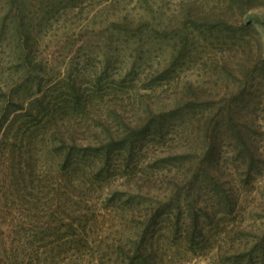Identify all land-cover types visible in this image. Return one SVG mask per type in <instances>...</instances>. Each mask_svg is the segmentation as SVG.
I'll return each instance as SVG.
<instances>
[{
  "label": "trees",
  "instance_id": "1",
  "mask_svg": "<svg viewBox=\"0 0 264 264\" xmlns=\"http://www.w3.org/2000/svg\"><path fill=\"white\" fill-rule=\"evenodd\" d=\"M262 10L264 0H0V264H84L89 253L100 254L98 264H171L170 237L189 252L217 248L214 257L220 263L235 257L238 264H264V230L251 244L247 237L255 229L248 224L235 226L244 237L239 243H218L212 232L222 216L241 213V189L264 166L258 140L264 43L254 28L264 29ZM50 15L54 23L63 17L66 24H75L66 35L72 38L65 44L66 56L88 50L106 59L99 75L92 65L78 70L77 64L67 63L66 75L56 83L68 87L59 96L43 89L54 81L49 63L51 58L58 61L61 45L57 38L45 44L39 37L37 27L48 25ZM154 39L170 44L171 51L159 63L164 68L155 80L168 81L178 64L199 50L196 41L211 40L217 43L208 44L216 45L217 57H229L219 68L233 72L240 85L213 93L185 81L175 88V102L165 98V104L153 88L131 85L138 95L121 104L110 100L115 101L108 105L112 122L104 119L92 105V93L81 85L94 74L95 80L88 82L100 84L114 58L123 59L126 73L120 83L133 82L135 65ZM85 115L100 125L93 130L90 121L83 125L78 118L85 120ZM179 118L189 132L185 139L190 134L203 138L201 151L175 138L166 144ZM225 142L233 146L230 156L223 151ZM153 145L159 148L153 149V169L148 170L141 160ZM172 162L192 169V179L182 182L178 173L166 181L157 177L154 164ZM229 164L243 169L245 183L227 179L224 166ZM208 183L218 189L214 196L200 190ZM156 192L164 196L152 200ZM109 203V220L127 210L143 219L135 236L112 223L105 233L117 236L109 244L101 239L98 247L94 237L104 231ZM125 213L120 221L126 222Z\"/></svg>",
  "mask_w": 264,
  "mask_h": 264
},
{
  "label": "rangeland",
  "instance_id": "2",
  "mask_svg": "<svg viewBox=\"0 0 264 264\" xmlns=\"http://www.w3.org/2000/svg\"><path fill=\"white\" fill-rule=\"evenodd\" d=\"M264 13V10H262ZM51 18V15H50ZM72 20V19H71ZM75 20V18H73ZM262 21L264 23V17H262ZM52 22V18L50 21H48V25H39L37 27V30H39L40 34L39 37L40 39L46 44L49 40L50 37L52 39H56L61 42V45L58 46V51L56 52L58 55V61H65L63 63H58L56 62L55 59L51 58L50 61V66L49 68L51 69L52 75L54 76V81L52 83H48L47 85H44V91H47L48 95L51 96L53 93L57 91V95L60 94V92H65V88L68 87V85H65V82H59L56 83L57 81H60L65 75H66V64L72 66L77 64L78 70H84L85 65H92V68L94 70V73L99 75L98 73L100 72L101 65L103 62L106 60L102 54L100 53H90L88 50L86 52H81L80 55H69L66 56L67 48L65 46L66 42L72 41V38L66 37V35L69 33L71 34L74 26L73 21L69 23H65L64 18H61V21L59 23H54V20ZM51 24V25H50ZM256 30H258V38L262 39V42L264 43V29L261 28L260 26H255L254 27ZM72 37V36H71ZM257 38V36H255ZM214 40V39H213ZM254 40V39H252ZM151 43L153 44L152 47L146 49H149V51L142 57L139 62L136 63V67L138 70L133 73V82H129V78L127 82H124L123 84L120 83L122 81L124 74L123 68L121 66L123 65V59L121 58H114L110 65L107 67V72L103 75L102 82L98 85H94V82H88L94 78L95 80V74L91 75V79H86L83 85L81 87L83 89H86L87 92H91L92 95L94 96V100L92 102V105L95 106L97 105L100 109L98 110V113L102 115V117L110 122L112 120L107 118V114L109 111L108 105L112 102H117L119 104L121 103H126L129 102L130 99L134 98L137 93L133 92V90L130 88L131 85H136V86H146L147 89L153 88L159 96L158 100L161 99L163 104L167 103L165 98H171L174 101V94L176 92V89L179 85L184 84L185 81L191 80L193 83H198L202 85L204 88L209 89L213 93L217 92L220 93L222 90H225V88L229 85L230 87H236L240 85L239 80L240 78L234 79L232 76L234 73L233 72H226L223 68H219L222 66V63L224 61L228 62L229 57L226 55L225 57L223 55L216 56L215 48L216 45H208L209 43H215V41H203V40H198L196 41V45H198L200 48L197 52L192 53V57L186 60L183 63H179V67L176 70H173V72L169 75V80L167 81H158L155 80L154 77L158 74L157 72L162 71L164 67H159V63H164L167 60L168 54L171 52L169 51L170 49V44L168 46H164L165 42L161 43L158 40H151ZM173 43V42H172ZM171 43V44H172ZM121 45V44H120ZM204 47V48H203ZM242 47V46H241ZM246 47V46H244ZM56 49V48H55ZM60 49V50H59ZM91 54V55H90ZM88 55H90V58H88ZM77 56V57H76ZM233 57V56H232ZM234 58V57H233ZM235 59V58H234ZM218 62V65H217ZM60 64V65H59ZM231 64L234 66L233 69L235 68L234 62L231 61ZM96 67V68H95ZM136 68V69H137ZM237 68V67H236ZM235 68V72L241 77L240 72L238 69ZM153 79L155 81H153ZM88 82V83H86ZM119 84H118V83ZM116 85H123V87L116 86ZM226 86V87H225ZM58 89V90H57ZM137 91V90H136ZM143 92H150V90H140V93ZM154 93V92H152ZM157 95L155 96V100L157 99ZM59 96V95H58ZM110 100H115V101H110ZM108 101H110L108 104H106ZM170 103V102H169ZM96 110V108H95ZM259 117H260V123L262 124V127L260 131L262 132V136L259 137V144L261 147V150L264 153V109L263 107L260 108L259 110ZM84 117V116H83ZM72 119L77 120L76 117H72ZM85 120L79 119L78 121L85 126L87 123L90 121L92 123V129H95L96 125H100L99 122L96 121H91L88 120V117L85 115L84 117ZM182 124V125H181ZM190 124V129L192 128L191 122ZM185 128V122L184 120L181 121V119H177L174 122V126L172 127L173 133L171 135L167 136V145L171 143V138H175V140H178L182 143V145H190L194 146L192 148L193 150H196L197 152L201 151L203 149V138L201 140L198 139V134H190L186 139L185 137L187 136L188 130ZM96 131H102V127H97ZM186 134V135H182ZM189 133V132H188ZM185 143V144H184ZM226 144L224 145L223 151L226 155L230 156V153L233 151V146L229 142H225ZM196 144L198 146H196ZM164 148L165 145H162ZM159 148L158 145H153L152 149L150 151V154L147 159L141 160L143 161V166H147L148 170L153 169V165H151L150 156L153 152V149ZM158 151V150H156ZM198 154V153H196ZM91 160L97 161V158L92 157L90 158ZM231 163V160L228 162ZM155 165V170L157 177H159L161 180L166 181L168 180V175L178 173V178L183 182L191 180L193 177V170H188L185 171V169H179V165L176 162H172V164H154ZM226 169V175L227 179L229 181L234 182L235 181H240L242 179V176L240 175L243 173V169H237L233 167L231 164L228 166H224ZM171 171L170 173H168ZM234 173V174H233ZM78 175V174H76ZM171 177V176H170ZM244 179V178H243ZM242 183H245L246 181H243ZM121 180V179H120ZM252 182V183H251ZM251 184L248 185L247 187L245 186L243 189H241V200H242V210L241 213L235 217L230 216V215H224L222 216V222L218 224L213 230V233H216L219 242L224 241L225 239L230 240V241H235V243L243 242L241 239L244 237H240L238 233H236L235 226L238 224L241 225H246L248 224L249 227H252L254 232L250 235H248L247 238H249L250 243L254 242L256 240V236L260 234L259 231L264 230V166L262 167V170L260 174L256 176L255 179H251ZM185 183V182H184ZM198 188V184L195 186ZM203 193H208L209 190L211 191V194L214 196L217 193V188L214 187L213 185L209 184L203 185L200 189ZM192 193H197L196 191H192ZM160 192H156L155 195L150 196V198L153 200L156 198V200L162 198L164 195H160ZM201 198L206 197L202 193H198ZM107 196H103L102 199H99V203L103 202L104 199L107 200ZM134 196V195H133ZM126 198V197H125ZM200 198V199H201ZM140 200H143L141 198ZM213 200V198L207 199V202ZM134 201V198L133 200ZM105 202V201H104ZM103 202V203H104ZM103 203L100 205L103 206ZM108 203V202H107ZM111 203V202H110ZM109 203L108 208L110 209L109 212H105L106 214V219L103 218L102 220L106 221L104 226H103V232H99L100 235L96 238L94 237V245L96 246H101L100 240H104L105 243H110L111 238L117 236V233L111 232L112 234L105 233V228H108L112 225V223H115L118 225V229L121 228L123 229L121 233L124 232V234H127L129 231H132L130 233L131 235L135 236V232L137 228L139 227V223L142 221V217H139L138 215H132L130 212L127 213L125 212H119L121 215L122 213H125L127 216L126 222L120 221V218H118L120 215L117 217L114 216L111 220L108 219V215L113 212L112 204ZM157 203V202H154ZM127 206V205H126ZM117 210H121L118 208ZM238 214V213H237ZM234 219V220H233ZM102 223V221H101ZM100 223V224H101ZM120 223V224H119ZM234 226V228H233ZM226 242V241H225ZM8 243L11 245V241L9 239ZM169 243L172 245L171 250L169 252V260L171 261V264H224L220 263L217 258H215V253L217 251V248H215L212 252L205 253V254H200L199 252H189L187 251L188 246L183 245L178 241V239H173L170 237ZM103 247V246H102ZM98 253L92 254L89 253L85 259L89 260L84 262V264H98ZM91 256L95 260H91ZM239 260L237 258H232V260L229 263L226 264H238Z\"/></svg>",
  "mask_w": 264,
  "mask_h": 264
}]
</instances>
